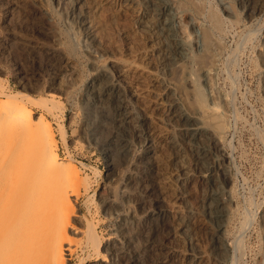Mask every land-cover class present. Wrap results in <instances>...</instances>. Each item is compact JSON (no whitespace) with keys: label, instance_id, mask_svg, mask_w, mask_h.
Here are the masks:
<instances>
[{"label":"rangeland","instance_id":"374dc122","mask_svg":"<svg viewBox=\"0 0 264 264\" xmlns=\"http://www.w3.org/2000/svg\"><path fill=\"white\" fill-rule=\"evenodd\" d=\"M5 3L12 5L8 12L3 7ZM37 3L49 9L47 19L53 25L50 30L40 16L31 13L28 0H0V82L8 93L60 96L57 116H48L55 130L58 153L71 156L89 183L88 190L82 188L78 199L77 209L83 219L77 218V226L82 227L84 219L92 220L102 252L115 264L125 263L114 254L119 245L128 244L119 231L124 215L133 214L136 219L129 229L133 238L129 245L138 248L146 240L145 205L135 182L136 174L141 175L138 162L143 140L131 125L124 127L118 141L108 138L112 129V134L116 131V105L103 102L105 93L98 100L88 87L102 69L112 73L114 60L125 70L122 83L127 91H135L130 102L133 109L146 118V128L154 138L153 173L176 213L175 231L168 239L173 254L149 246L144 249L143 264H192L186 258L195 254L205 255L206 264H264V0L261 12L253 16L242 13L241 0H170L178 36L188 43L189 55L186 61L167 67L158 64L164 56L159 40L138 25L143 14L141 0L132 5L120 1L113 6L102 0H89L88 20L104 36L105 47L86 43L85 33L68 4L57 5L56 0ZM214 17L220 26H215ZM208 29L213 31V40L207 50L204 37ZM6 36L8 42L4 44ZM68 41L75 50L71 67L43 51L46 47L65 48ZM25 72L38 78V84L31 80L25 85ZM163 82L175 89L189 112L204 114L216 106L224 126L220 146L228 171L224 187L231 199L225 223V238L231 246L226 261L218 260L213 230L204 222L206 180L200 176L194 152L182 144L175 124L167 122ZM111 83L101 80V91H106ZM197 90L203 96V105L195 97ZM6 99L5 95L0 96V100ZM28 106L34 113L41 112L33 104ZM59 123L64 126L66 142L59 135ZM169 133L175 134L182 144L177 154L168 149L165 138ZM214 157L218 158V154ZM185 171L193 177L187 185L180 182ZM130 181L133 187L127 197L131 201L125 202L121 189ZM104 199H114L116 204L105 205ZM77 240L79 244L69 256V264L92 263L86 261V239L79 235ZM162 255L168 261H162Z\"/></svg>","mask_w":264,"mask_h":264},{"label":"bare ground","instance_id":"6f19581e","mask_svg":"<svg viewBox=\"0 0 264 264\" xmlns=\"http://www.w3.org/2000/svg\"><path fill=\"white\" fill-rule=\"evenodd\" d=\"M28 1L29 6L32 7L31 13L40 16L47 30H50L53 25L47 19L49 9L40 7L38 0ZM56 1L57 5L64 2L71 7L73 15L85 33L88 45L97 44L105 47L104 36L96 27L90 25L88 20V17H91L90 11H87L89 0ZM102 1L112 6L119 4L120 1L128 5L135 2V0ZM241 1L240 9H243L244 15L253 16L262 10L263 0ZM141 5L143 14L137 20L138 25L155 40L158 39L159 49L163 50L164 56L158 64L167 67L173 63L186 61L189 45L178 36L175 14L170 9V0H141ZM11 6L5 3L3 7L8 12ZM225 9L227 8H224V11ZM215 20V26H218L219 20L216 18ZM212 32L210 29L205 32L207 50L213 40ZM4 39V44H7V36ZM65 44V48L46 47L43 51L65 67H71L75 50L69 41ZM90 54L96 57L94 53ZM111 69L112 73L107 68L102 69L88 87L91 89L90 94L97 95L98 100H101V95L105 93L107 97L103 102L116 105L118 122L117 126L113 127L116 131L112 134L114 131L112 129L107 134L108 138L110 137L114 142L115 139L118 141V135L125 130L124 127L131 125L137 137L143 140L144 148L138 162L141 175L136 174L135 182L142 199L141 203L145 205L146 225V240L143 246L131 247L133 238L129 229L136 219L133 214L124 215L119 231L128 244L119 245L114 254L120 255L121 259L125 260L124 264H143L145 262L143 252L146 247L151 246L153 250L157 249L160 252L168 250L173 254L168 239L175 231L173 220L176 213L165 199L153 173L154 138L148 133L145 116L134 110L130 103L136 95L135 91H127L123 85L125 70L118 62L112 60ZM22 79L25 85L31 80H34L36 85L39 82V79L30 76L29 72H25ZM101 80L112 81L106 91L100 89ZM162 84L165 91L164 110L167 122L175 124L178 135L184 141L182 144H186L189 151L194 152L195 161L201 169L200 176L206 180L208 191L204 196V222L213 230L215 254L218 260L226 261L231 246L229 247L230 244L225 238V223L229 216L228 203L231 199H229L230 192L224 187V183L228 181V171L225 166L226 155L220 146L225 133L224 126L216 113V106L212 107V111H206L204 114L189 112L181 104L175 89L169 83ZM1 95H5L7 99L0 100V264H69V256L77 250L79 235L82 239H86V249L89 252V259L86 261H92L89 264H115L113 258H109L101 250V240L95 223L89 219L85 222L84 219L83 226H77V218L83 219L78 213V199L82 188L88 190L89 183L80 173L71 156L62 157L58 153L55 130L48 116H57L60 96L56 93H50L46 97H35L20 91L8 93L0 82ZM195 97L203 105L200 91L195 92ZM29 104L37 106L41 112L39 114L32 112ZM59 125V135L62 141L66 142L64 126L61 123ZM106 141L109 142L108 139ZM165 141L168 149L174 151V154L182 150L180 149L182 144L175 134H167ZM214 154H218V158H215ZM192 178V175L185 171L180 182L187 185ZM132 187L130 181L121 189L126 198L125 202L131 201L127 196ZM104 203L114 206L116 201L104 199ZM181 223H184L185 227L188 225L185 221ZM93 254L95 258H90ZM162 256H164L162 261H168L166 255ZM205 257L195 254L186 259L188 263L206 264Z\"/></svg>","mask_w":264,"mask_h":264}]
</instances>
